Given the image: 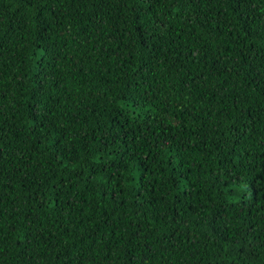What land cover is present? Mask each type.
Returning <instances> with one entry per match:
<instances>
[{
    "label": "trees",
    "instance_id": "trees-1",
    "mask_svg": "<svg viewBox=\"0 0 264 264\" xmlns=\"http://www.w3.org/2000/svg\"><path fill=\"white\" fill-rule=\"evenodd\" d=\"M0 264H264V0H0Z\"/></svg>",
    "mask_w": 264,
    "mask_h": 264
}]
</instances>
